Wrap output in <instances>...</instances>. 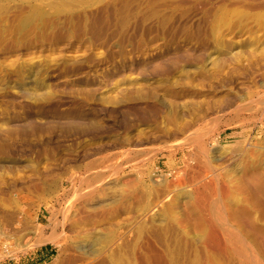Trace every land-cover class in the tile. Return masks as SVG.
I'll use <instances>...</instances> for the list:
<instances>
[{
  "label": "rangeland",
  "instance_id": "obj_1",
  "mask_svg": "<svg viewBox=\"0 0 264 264\" xmlns=\"http://www.w3.org/2000/svg\"><path fill=\"white\" fill-rule=\"evenodd\" d=\"M196 127L208 163L179 146ZM246 149L264 154V0H0V264H203L160 216ZM234 242L217 263L264 264Z\"/></svg>",
  "mask_w": 264,
  "mask_h": 264
},
{
  "label": "bare ground",
  "instance_id": "obj_2",
  "mask_svg": "<svg viewBox=\"0 0 264 264\" xmlns=\"http://www.w3.org/2000/svg\"><path fill=\"white\" fill-rule=\"evenodd\" d=\"M41 16L42 13L40 12V10L35 9L33 11L32 17L30 18L40 19ZM24 25H26V23H24ZM197 126L199 127L200 125L197 124ZM184 133V139L181 141L179 146H192L194 151L192 153L194 154V156L199 158L202 157V161L207 159L208 150L206 149L207 142H204V134L200 132L197 127L196 130L195 128L191 129V131L187 129ZM250 152L251 151L249 149L240 150L237 157H233L232 159H230L232 161L228 162V166L231 168V170L228 169L229 171L225 170L220 173H215V171L212 170L215 174L211 176L212 179H210L208 183L201 184L200 176H197L198 179L193 177L195 181H200V187L198 188V191H211L212 198L209 197L211 195L210 194L208 196L209 201L202 198L200 200L201 202L197 203L196 199L191 200L189 198L190 200L188 201V203L184 205L186 209H184L185 207L181 209L179 204H175L174 200H172L168 204H166L165 212L163 213V215L161 214L160 217H165L168 212L173 213L174 216H166L167 219L172 220L176 225H179V227L187 230V233L189 235H192L195 240H198L204 249L209 248L212 252H216L214 256L220 254L229 255L231 252L236 256H242L243 253L246 252V249L244 251L245 243L243 244L244 246L241 245V243L246 242V240L249 241L250 247L247 245L249 249L253 248V251L257 250V253H263L264 229L258 225V219L256 220V217H253V213L251 212L250 207L256 208V211L258 212H261L262 210V205L260 204L259 199L264 198V165L262 164V162H264V154L255 151L254 153ZM216 153L218 156H213V161L220 162L221 160L226 159L224 153L220 151H217ZM223 156L224 158L222 159ZM205 163L208 162H206L205 160ZM209 171L210 170H208V172H205H207L208 174ZM204 202H208L206 207L202 204ZM215 204L217 208L219 207L222 212H220V217L212 214L210 211L211 207L213 208ZM177 209H180L179 212H181V214L177 213L179 217L175 215V211ZM216 211L218 212L219 210L217 209ZM223 236H226L228 240L223 239ZM230 239H234V241L240 243L241 246H239V244L237 243L236 244L238 246H236L235 242H232V240ZM107 240H110V236L109 238H107ZM213 240L217 241L214 242ZM220 240L221 242H219ZM104 244L106 243L104 242ZM248 255L249 254L247 253V256ZM214 256L211 258V256L207 257L206 254L203 258V264H220V261L218 263L216 262ZM154 258L160 264H175L173 256L163 251L156 252ZM244 259H242V264H247L248 261L245 262L246 260L244 261ZM254 261L255 260H253L252 263L255 264ZM101 264H104V262H102ZM110 264L120 263L114 258H111Z\"/></svg>",
  "mask_w": 264,
  "mask_h": 264
}]
</instances>
